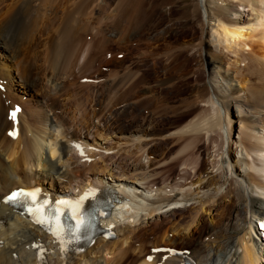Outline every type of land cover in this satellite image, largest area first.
I'll list each match as a JSON object with an SVG mask.
<instances>
[{"label": "bare ground", "instance_id": "obj_1", "mask_svg": "<svg viewBox=\"0 0 264 264\" xmlns=\"http://www.w3.org/2000/svg\"><path fill=\"white\" fill-rule=\"evenodd\" d=\"M8 1L13 4L9 5ZM16 2L0 0V264H264V245L256 231L264 225V203L256 198L264 197V0L203 1L210 13L209 20L214 22L208 26V32L204 31L202 0H194L189 21L201 27L197 39L189 38L177 43L176 47L164 48L159 40L151 42L150 46L160 51L157 56L160 62L176 54L182 56L184 68L188 69L184 79L194 83L195 87L177 109L178 114L189 115L200 106H214L218 111L220 106L229 111L232 119L239 120L236 138L233 128L224 129L226 148L221 163L228 171L224 168L222 176L201 171L190 185L194 187L192 193H177L165 198L149 196L139 190L137 184L118 182L114 186L96 174L86 177L81 187L72 186L83 176L81 167L89 163L82 162L81 167L77 164L79 160L65 163L68 161L66 155L71 150L81 155L88 147L80 140L81 135L76 136V131L75 135L65 133L64 136L68 134L70 138L63 143L58 140L57 129H69L65 109L74 108V105L86 107L93 95L91 90L87 91L90 88L79 89V93L67 84L70 78L83 74L93 64L95 53L106 44L98 35L100 42L97 40L96 44L88 43V36H80L89 27L86 25L89 21L80 22L82 15L87 17L90 4L99 3V0H79L78 4L74 0H28L12 16L11 9L19 1ZM126 3L127 0H123L120 8L119 4L117 6L118 12L115 11L120 14L122 36L128 34L134 19ZM95 6L101 14L105 12L102 5ZM238 6L250 8L253 18H229L228 14H238ZM75 14L82 17L76 19ZM50 32L49 40L41 41L40 38ZM247 41L251 42L250 46ZM216 46L220 47V52L214 50ZM246 46L250 52L242 54L241 58L248 60L247 73H242L236 66L239 59L230 60L229 54L238 57ZM209 53H214L213 62L207 58ZM224 57L232 61L234 69L224 68ZM192 62L195 63L193 67ZM42 67L49 72L46 76V72L42 74ZM140 68L136 72L140 85L136 108L142 112L149 107L150 112L158 114L156 111L162 109L165 94L156 92L151 85L143 86L146 83ZM116 89L111 88L108 93L99 91L98 96L113 99L120 91ZM130 90L120 91L123 100L132 95ZM232 106L235 115L230 109ZM243 106L260 110L259 116L245 118ZM217 111L200 123L204 124L202 129L206 135L215 128L223 131L220 117L219 122L214 121ZM135 126V130L128 127L124 132L139 135L140 147H153L156 136L162 134L145 121ZM198 127L196 123L184 128L194 133ZM182 138L181 135L175 141ZM195 141L191 140L188 148L199 151L202 146L200 141ZM150 148L146 150L148 155H155ZM163 155L164 152L156 157ZM156 163L157 160L150 162L149 168ZM137 167L143 170L145 165L139 163ZM30 188L34 195L50 203L68 199L94 204L101 200V205L111 202V208L101 212L100 226L91 238L76 240L72 235L52 233L47 226L15 210L6 201L11 192ZM132 211H136L134 216ZM225 211L228 214L223 218ZM107 234H112V239ZM91 255L93 257H89Z\"/></svg>", "mask_w": 264, "mask_h": 264}, {"label": "rangeland", "instance_id": "obj_2", "mask_svg": "<svg viewBox=\"0 0 264 264\" xmlns=\"http://www.w3.org/2000/svg\"><path fill=\"white\" fill-rule=\"evenodd\" d=\"M12 1H19L18 5L11 9L13 10V13H11L13 14L12 16L16 15V12L18 11L17 9H21V4L24 5L28 2V0ZM193 1L194 0H127L126 6L129 7V10H131L132 12L131 15L133 14L134 17V19L132 18L133 21L131 23V27L129 26L128 28V34L125 35L127 37L122 36L124 34L121 32L120 28V14L117 13V9L120 8V4H122L123 0H120L121 3H119V0H110L108 2L106 0H99V3L93 2L91 3L92 5L90 4L88 10L86 11V13H89L90 11L89 15H87V13V17L85 18L84 15H82L83 17L81 16L82 19L80 20V22L84 24L89 21V23L86 24L89 27L87 30L88 33L86 31V33L84 32L83 34H80V36L82 37L83 35V38H86L88 36L86 39L90 44H96L100 42L99 38L104 39L106 41V44L103 46V48L100 49V53L98 51L95 53V57L92 60L93 64L90 65L89 68H87V70L81 75H78L76 72L77 76L75 75L73 78H70L69 81L71 82L69 85L67 84L68 88H72L74 90L76 89V92L79 89V91H81L90 88L87 91L91 90L90 92L93 93V95L91 94L89 98L90 100L88 99L89 101L88 104L86 103V107H81L79 105V107L77 108V105H74L75 109L73 107L65 109V120H67L66 122H69L68 124L71 126L69 127L66 123V126L69 129H65L64 131L61 130L62 128L57 129L59 135L58 140L62 141L63 143H66L70 138L68 134L64 136L65 133L72 132L74 134V132L76 131V136L81 135L80 140H83V142L85 141V146L88 147V150H85V148L84 150H82L81 155L75 153V150L74 152L73 150H71L66 155V158L68 156L69 162L66 160L65 163H71L74 161L76 162V160H79L77 161L78 166L80 165L79 167L82 166V162L89 163L87 167H81L83 168L81 169V172H83V176H81L80 178H83L81 180L79 178V181L76 180V182H73V187H81L83 183H86L84 180L86 177L92 176V174H96L98 175V177L102 178L103 181H106V183L109 184H113L114 186L115 184L117 185L118 182H128L131 185L137 184V188H139V190L141 191L147 192L149 196L155 195V197L160 196L165 198L166 196L177 193H192L194 191V187L190 185L196 179V175L201 171L207 172L211 176H222L224 168H226V170L228 171L227 166L221 163V158L224 159L223 152L226 148L224 140V129L229 127L233 128V130L235 131L234 137L236 138V129L239 124V120L232 119L231 115H228L229 111H227L226 108L222 109L220 106L218 107V111L216 108L214 109V106L211 108L209 106H200L198 109H196V111H193L189 115L178 114L177 109L179 108L180 104L183 100H185L186 97H188L189 93L195 87L193 82L184 79V76H186L185 74L188 71L186 67L184 68L185 61L182 56L176 54V56L174 55L175 57L172 56L171 58L162 59V62H160V59L158 60L157 57L160 51L157 50L158 48L155 49L154 46H150L151 42L159 40L161 44L163 43L162 48L167 46L176 47L177 43H182L184 40H187L189 38L197 39L200 36L201 27L199 26V24L197 22L190 23L189 21L191 4L193 3ZM203 1L205 0H202L201 9L203 11L201 15L202 19L204 20V31L208 32V26L213 25L214 22L209 20L210 13L207 12L206 7H204ZM74 2L75 4H78L79 0H74ZM128 3H130V5ZM217 3L219 4L220 2ZM11 4L13 3H9V5ZM94 5H102L105 9V12L103 13L104 15L100 13V9L98 8V6H95L94 8ZM219 5L222 4L220 3ZM105 6L107 7L105 8ZM236 10L239 11H237V15L228 14V17L230 15L229 18H253V15H251L253 13L248 7L238 6ZM80 15L75 14V17L77 16L76 19H80ZM88 16L89 18H92L90 20H87ZM84 19L86 20V22ZM92 22L93 24H91ZM99 24H101V26ZM96 29L100 31L98 32L100 34L97 33ZM94 30L96 31L95 33ZM92 32L94 34H92ZM51 34V32L48 34H44L45 37L42 36V38H40L41 41L45 42L47 41V38L49 40ZM97 35L99 38L97 37ZM86 39L83 40L86 42ZM124 40L125 43H123ZM196 42L197 41H195V43ZM246 44L249 45L251 44V42L247 41ZM214 50L220 52V47L216 46ZM248 52H250V49L246 46L244 47V52L241 51L240 54L238 53V57L227 52L225 54H229V57L231 58L230 60L239 59V63H237L238 65L236 64V66L241 70L242 73H247L246 68L248 66V60H243L241 58V55H248ZM141 54L144 56H142ZM213 54L214 53H209V55H207L208 60L211 62L214 61ZM155 58L158 60V62ZM231 62L232 61H228V59L224 57V68L234 69ZM194 64L195 63L192 62L191 67H193ZM139 67H141L139 71H142L140 73L143 75L144 82L146 83L143 86L149 87L151 85L150 87L152 89L154 88L153 90H156V92L160 91L165 94L163 97L164 100L161 101L163 102V110H159H162L163 113L156 111L158 112V114L160 113L159 115L155 112H150L152 109L149 107L143 109L142 112L139 110V107L136 108L137 102L140 100V97L138 96V90L140 87V85L138 84L139 78L136 77V72L138 71L137 68ZM42 70V74L46 72L44 76L49 73L44 70L43 67ZM35 72L34 75H37V73ZM230 73L232 72L230 71ZM38 76H41L39 75V71ZM123 80L124 82L126 81V84H122L124 83L122 82ZM162 81L163 84H160V82L162 83ZM169 84L170 86H168ZM119 86L121 89H118ZM122 86L124 88H122ZM115 87L117 88L116 90L120 91L126 89L130 90L132 88L130 91H132L133 93L126 100H123L120 91L117 92V95H115L113 99H107V97L98 96L99 91H107L106 93H108L111 88ZM25 98L26 97H24L23 99L25 100ZM163 105L165 108L163 107ZM130 107H133V110L129 109ZM126 108L127 110H129L124 111V109ZM20 109L21 111H23L22 107H20ZM230 109L234 114V106H232V108ZM243 109L245 112H243L242 115L245 118L253 117L255 119L259 116L258 111L260 110L254 111V109L246 106H243ZM84 111V117L82 118L81 114ZM216 111L218 112V117L216 116L215 119H217H214V121L219 122V119L222 120L223 131L219 128H215L213 131H210L207 136L205 131L202 129L204 128V124L200 123H204L205 117L209 118L208 115H212ZM71 112L74 115L73 118ZM68 116H71L72 119ZM230 119H232V124H229ZM71 120L74 123H72ZM141 121L149 123V126L151 125L152 128H155L154 131L156 130L157 132L162 133L161 135H159V137L156 136L157 140L153 142V147L152 145H147L145 148L140 147L139 135L124 132V129L128 127H130V130H135V125L138 126ZM196 123L200 125L197 131H194V133L190 130L187 131L188 124ZM94 124H96L98 128ZM87 125H89L90 128ZM123 126L124 128H122ZM184 127L187 129H185ZM181 135L184 138L176 142L175 140H177ZM83 136L87 137V141L82 139ZM191 140H196L195 143L200 141V145L202 147L199 149V151H194L193 149L188 148V144ZM149 147H151L150 149L154 151L153 154L155 153V155H148V152H146V150ZM162 152H164V155L161 158L156 157ZM83 158H85V160H83ZM64 159L62 161H64ZM155 160H157L158 163H156L153 168H149V163L154 162ZM139 163L145 165L143 170L138 169L137 166ZM86 168L88 169L86 170ZM256 198L264 203V197L257 196ZM262 207L264 208V205ZM135 212L136 211H132L131 215L134 216ZM127 213H130V211ZM224 214L225 215L223 218L227 216L228 211H225ZM203 228L205 229V227ZM169 236L171 238L172 234H170ZM146 240L148 241L147 238ZM205 240H207V238ZM138 244L139 243H137L135 247H138ZM89 257L93 256L91 255Z\"/></svg>", "mask_w": 264, "mask_h": 264}, {"label": "snow or ice", "instance_id": "obj_3", "mask_svg": "<svg viewBox=\"0 0 264 264\" xmlns=\"http://www.w3.org/2000/svg\"><path fill=\"white\" fill-rule=\"evenodd\" d=\"M11 198H15V194H13ZM61 203H64V202H61ZM77 212H78V205H77ZM81 226H82V221H78L76 231H78Z\"/></svg>", "mask_w": 264, "mask_h": 264}]
</instances>
